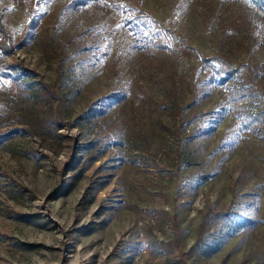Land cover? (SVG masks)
Segmentation results:
<instances>
[{"label":"rangeland","instance_id":"374dc122","mask_svg":"<svg viewBox=\"0 0 264 264\" xmlns=\"http://www.w3.org/2000/svg\"><path fill=\"white\" fill-rule=\"evenodd\" d=\"M112 3L253 76L215 85ZM24 11L0 0L15 44ZM38 16L0 63V264H264V0H40Z\"/></svg>","mask_w":264,"mask_h":264},{"label":"trees","instance_id":"16d2710c","mask_svg":"<svg viewBox=\"0 0 264 264\" xmlns=\"http://www.w3.org/2000/svg\"><path fill=\"white\" fill-rule=\"evenodd\" d=\"M25 1V19L26 23L21 31V40L19 44H15L12 38L8 35L2 21L0 20V63L7 57L13 54L16 48L23 42L25 38H27L32 31L40 25V18L38 16V6L40 4V0H24ZM78 2H87V0H77ZM112 8L117 11L132 13L135 16L132 19H126V24H129L133 29L135 34L140 35L142 41H144L150 47L156 49L157 51H164L168 53H176L181 49H186L194 52L199 61L202 64V68L205 70H210V81L215 85L220 87H226L231 81L237 78L242 73H246L250 77L253 76V68H251L248 64L232 66L229 62L224 60L222 57L218 55H205L200 52L198 49L193 48L189 44H187L178 33L165 25L163 22L155 19L151 16L147 11L141 8H135L128 5H122L118 3H112ZM152 30L150 36H143L144 30ZM2 77H12L11 73L6 71L4 67L0 65V81ZM252 79L249 78V82L251 83ZM43 86L42 94L47 98H55L57 99L56 89L55 87H49L45 84ZM251 93L254 92L252 87L248 88ZM247 88L242 91L237 88H232L230 90V102L237 105L238 97L239 99L244 98L248 92ZM198 120V116H191L189 121L196 122ZM12 132H8L5 136L8 135L10 137ZM4 136V137H5Z\"/></svg>","mask_w":264,"mask_h":264}]
</instances>
